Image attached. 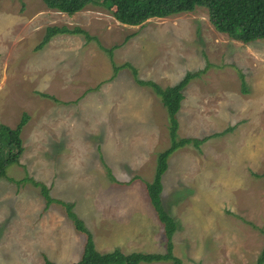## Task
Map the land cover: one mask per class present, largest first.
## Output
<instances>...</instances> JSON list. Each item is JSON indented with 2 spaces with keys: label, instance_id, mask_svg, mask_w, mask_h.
Returning <instances> with one entry per match:
<instances>
[{
  "label": "rangeland",
  "instance_id": "374dc122",
  "mask_svg": "<svg viewBox=\"0 0 264 264\" xmlns=\"http://www.w3.org/2000/svg\"><path fill=\"white\" fill-rule=\"evenodd\" d=\"M49 26L79 27L94 38L60 33L38 48ZM126 62L163 87L204 69L184 89L179 137L233 126L169 158L163 201L178 222L174 254L185 264H257L264 247V39H232L206 7L127 25L100 5L70 15L43 0H0V124L15 127L30 115L20 164L8 176L29 174L74 203L101 252H165L158 216L141 214L126 233L102 221L118 218L108 204L115 199L154 209L144 181L171 142L160 97L130 68L114 72L113 64ZM46 205L39 186L0 178V264H68L81 256L84 234L60 204Z\"/></svg>",
  "mask_w": 264,
  "mask_h": 264
},
{
  "label": "trees",
  "instance_id": "16d2710c",
  "mask_svg": "<svg viewBox=\"0 0 264 264\" xmlns=\"http://www.w3.org/2000/svg\"><path fill=\"white\" fill-rule=\"evenodd\" d=\"M43 2L48 8L70 15L83 10L88 5H100L111 10L119 22L127 25H141L150 18L167 17L182 12H190L201 6L208 9L209 19L214 27L218 31L226 33L232 39L242 41L243 43H251L264 39V0H43ZM60 33H83L89 39L94 38L88 31L79 27L69 29L66 27L49 26L38 48L46 45L55 35ZM101 47L108 51L110 55L112 54V48H106L103 45ZM125 67L132 70L134 79L138 84L150 87L160 97L168 115L170 145L157 154L153 179L151 181H144L149 199L154 206L158 218L164 224L166 237L165 252L135 251L124 253L118 248L113 251L101 252L96 247L93 232L74 210V203L53 197L50 193V188L44 182L34 179L29 174L18 180L8 176V167L12 164H20V158L25 150L22 131L30 120V115L27 112L23 113L15 127L4 123L0 124V178H7L18 185L30 181L41 188V192L46 199V207L56 202L64 208L67 216L73 221L74 228L85 236L80 258L70 264H141L161 261H170L173 264H185L174 254L173 249V236L178 229V222L167 210L163 202V176L168 170L169 158L178 148L188 144H193L200 149L204 142L215 136L227 133L233 129V126L228 127L222 132L204 137H179L180 124L178 113L185 97L184 89L194 78L199 77L204 72V69L187 72L176 84L163 87L154 80L141 79L138 76V69L129 62L122 65L113 64L115 73ZM40 94L58 101L52 95L42 92ZM106 167L111 180L121 183L114 176L110 167L107 165ZM134 178L136 180L140 177L135 176ZM41 264L58 263L45 258ZM257 264H264V247L257 260Z\"/></svg>",
  "mask_w": 264,
  "mask_h": 264
},
{
  "label": "crops",
  "instance_id": "0c3cea01",
  "mask_svg": "<svg viewBox=\"0 0 264 264\" xmlns=\"http://www.w3.org/2000/svg\"><path fill=\"white\" fill-rule=\"evenodd\" d=\"M170 162L171 161H169V165H170ZM111 200H113V199H111ZM108 204L116 206L115 207L116 211H114L115 212L114 215H115V217H118L115 220L112 219V220H109V221L103 220V218H102V221L109 222L110 223L109 225L115 227V228H109L108 227L109 230H111V231L115 230V231H118V232L121 231L122 233H126L128 230L132 229L134 223L139 220L138 217H141V214L144 217V216H150V213H151L152 215H155L157 217L155 209H152L149 206L148 207L146 206V207L142 208L141 201L136 200V199H124L122 201H120L118 199H115L114 201L108 202ZM104 205H105V203H104ZM137 206H138V208H137ZM101 207L98 210L101 211L102 214L107 215L106 214L107 210L104 209L105 206L101 205ZM117 207H120V208L124 207V208L119 210V209H117ZM112 210H114V209H112ZM93 211H95V209ZM112 213H113V211H110V214H112ZM102 217H104V216H102ZM122 221H124L126 224L122 223ZM148 231L149 230H146V229L142 230L141 229V233L142 232L143 233H147ZM123 252H125V251H123ZM125 253H127V252H125ZM68 264H70V263H68Z\"/></svg>",
  "mask_w": 264,
  "mask_h": 264
}]
</instances>
